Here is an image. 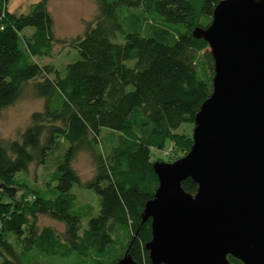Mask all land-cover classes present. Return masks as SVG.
I'll list each match as a JSON object with an SVG mask.
<instances>
[{
	"label": "trees",
	"instance_id": "1",
	"mask_svg": "<svg viewBox=\"0 0 264 264\" xmlns=\"http://www.w3.org/2000/svg\"><path fill=\"white\" fill-rule=\"evenodd\" d=\"M94 1L96 17L69 43L78 58L61 70L35 60L58 42L50 0L21 15L0 0V116L29 83L43 101L19 140L0 142V264H117L126 254L153 264L151 220L143 221L158 188L152 151L171 143L184 157L193 145L179 130L195 126L214 77L209 45L194 33L222 0ZM65 145L45 186L30 185V166ZM81 152L94 168L84 184L73 167ZM75 186L95 192L99 209L80 204ZM182 187L198 188L192 179ZM39 216L64 232L39 227Z\"/></svg>",
	"mask_w": 264,
	"mask_h": 264
},
{
	"label": "water",
	"instance_id": "2",
	"mask_svg": "<svg viewBox=\"0 0 264 264\" xmlns=\"http://www.w3.org/2000/svg\"><path fill=\"white\" fill-rule=\"evenodd\" d=\"M195 36L214 60L213 91L180 160L155 162L145 204L153 264H264V0H222ZM192 179L193 195L182 184ZM117 264H135L126 254Z\"/></svg>",
	"mask_w": 264,
	"mask_h": 264
},
{
	"label": "rangeland",
	"instance_id": "3",
	"mask_svg": "<svg viewBox=\"0 0 264 264\" xmlns=\"http://www.w3.org/2000/svg\"><path fill=\"white\" fill-rule=\"evenodd\" d=\"M38 0H8L7 8L10 13L16 15L28 14L33 4ZM49 10L54 19V32L58 42L52 47L50 55L35 60L41 65L54 64L58 69H63L65 65L78 58L77 52L70 48L69 43L78 35L83 34L87 24L96 17L97 6L94 0H50ZM33 28L25 29L24 33L32 34ZM121 42V36H119ZM43 109V101L39 99L31 83L27 84L22 91V95L11 106L5 108L0 116V142L6 145L13 140H19L26 128L30 125L31 114ZM194 126L182 125L179 132L193 134ZM66 145L59 151L50 153L44 165L32 164L25 175L26 180L32 186L43 188L48 181L49 174L55 169L56 164L63 158ZM182 152L175 149L169 143L164 151L153 150L151 159L154 162L173 163L180 160ZM73 167L79 174L81 182L84 184L94 176V168L90 156L86 152H81ZM73 192L76 194L80 204H91L95 209H99L98 195L84 187L75 186ZM39 227H52L56 231L63 233L64 225L54 221L48 216L38 217Z\"/></svg>",
	"mask_w": 264,
	"mask_h": 264
},
{
	"label": "crops",
	"instance_id": "4",
	"mask_svg": "<svg viewBox=\"0 0 264 264\" xmlns=\"http://www.w3.org/2000/svg\"><path fill=\"white\" fill-rule=\"evenodd\" d=\"M8 11H9V9H8ZM10 12V11H9Z\"/></svg>",
	"mask_w": 264,
	"mask_h": 264
},
{
	"label": "built area",
	"instance_id": "5",
	"mask_svg": "<svg viewBox=\"0 0 264 264\" xmlns=\"http://www.w3.org/2000/svg\"><path fill=\"white\" fill-rule=\"evenodd\" d=\"M2 29V28H1Z\"/></svg>",
	"mask_w": 264,
	"mask_h": 264
}]
</instances>
